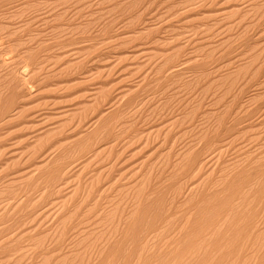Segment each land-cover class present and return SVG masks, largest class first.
<instances>
[{"label": "rangeland", "instance_id": "374dc122", "mask_svg": "<svg viewBox=\"0 0 264 264\" xmlns=\"http://www.w3.org/2000/svg\"><path fill=\"white\" fill-rule=\"evenodd\" d=\"M0 264H264V0H0Z\"/></svg>", "mask_w": 264, "mask_h": 264}]
</instances>
